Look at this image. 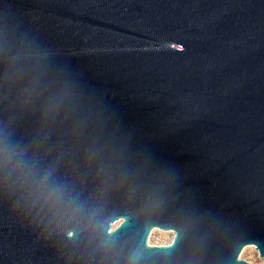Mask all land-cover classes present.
Here are the masks:
<instances>
[{
  "label": "water",
  "instance_id": "obj_1",
  "mask_svg": "<svg viewBox=\"0 0 264 264\" xmlns=\"http://www.w3.org/2000/svg\"><path fill=\"white\" fill-rule=\"evenodd\" d=\"M249 245L264 258V0H0V264Z\"/></svg>",
  "mask_w": 264,
  "mask_h": 264
},
{
  "label": "rangeland",
  "instance_id": "obj_2",
  "mask_svg": "<svg viewBox=\"0 0 264 264\" xmlns=\"http://www.w3.org/2000/svg\"><path fill=\"white\" fill-rule=\"evenodd\" d=\"M171 234H172L171 232L163 231L159 229L152 230L148 242L152 246L168 244L172 239ZM239 258L244 259L250 262L251 264H264V258L260 256L259 251L256 249V246L254 245L246 246L241 252Z\"/></svg>",
  "mask_w": 264,
  "mask_h": 264
},
{
  "label": "flooded vegetation",
  "instance_id": "obj_3",
  "mask_svg": "<svg viewBox=\"0 0 264 264\" xmlns=\"http://www.w3.org/2000/svg\"><path fill=\"white\" fill-rule=\"evenodd\" d=\"M171 233H172V232H171ZM171 235H172V239H171V241H170L169 243H171L172 240H173V238H174V234L172 233ZM169 243H168V244H169Z\"/></svg>",
  "mask_w": 264,
  "mask_h": 264
},
{
  "label": "bare ground",
  "instance_id": "obj_4",
  "mask_svg": "<svg viewBox=\"0 0 264 264\" xmlns=\"http://www.w3.org/2000/svg\"><path fill=\"white\" fill-rule=\"evenodd\" d=\"M246 249H247V248H246ZM246 249H245V250H246Z\"/></svg>",
  "mask_w": 264,
  "mask_h": 264
},
{
  "label": "built area",
  "instance_id": "obj_5",
  "mask_svg": "<svg viewBox=\"0 0 264 264\" xmlns=\"http://www.w3.org/2000/svg\"><path fill=\"white\" fill-rule=\"evenodd\" d=\"M151 245V244H150Z\"/></svg>",
  "mask_w": 264,
  "mask_h": 264
}]
</instances>
